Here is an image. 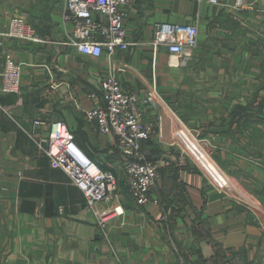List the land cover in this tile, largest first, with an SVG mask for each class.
Returning <instances> with one entry per match:
<instances>
[{
	"label": "crops",
	"instance_id": "obj_1",
	"mask_svg": "<svg viewBox=\"0 0 264 264\" xmlns=\"http://www.w3.org/2000/svg\"><path fill=\"white\" fill-rule=\"evenodd\" d=\"M125 39L135 45L92 58L69 45L64 0H0V32L25 20L40 43L4 40L0 50L22 65L19 94L0 93V264H264V0H133L121 6ZM195 25L198 45L183 68L169 66L150 43L156 24ZM110 69L142 96L155 82L161 108H147L153 133L144 155L159 169L152 201L127 194L109 136L84 113L99 105ZM121 69V70H120ZM62 122L76 145L118 178L99 205L117 210L107 237L85 211L82 192L51 168L31 135L32 122ZM185 128L209 146L229 191L218 193L192 161L172 147Z\"/></svg>",
	"mask_w": 264,
	"mask_h": 264
},
{
	"label": "built area",
	"instance_id": "obj_2",
	"mask_svg": "<svg viewBox=\"0 0 264 264\" xmlns=\"http://www.w3.org/2000/svg\"><path fill=\"white\" fill-rule=\"evenodd\" d=\"M218 5V0H207ZM133 0H64L63 21L72 24L73 31L69 45L77 52L92 58L106 53L109 59L117 51L127 50L135 45L125 39L121 6L130 5ZM242 0H234L240 6ZM4 40H20L40 43L35 30L22 18H12L8 29L0 32V50ZM198 45V29L195 25L178 26L171 23L154 25L150 47L154 54L164 48L169 57V66L183 68L191 61ZM121 70V69H120ZM22 65L10 53L3 55V69L0 72V93L19 94L21 89ZM91 99L101 103L84 113L85 123L95 122L99 134L109 136L114 143L110 155L118 156V167L122 172L127 194L136 207H143L152 201L151 191L160 179L155 163L143 153V143L153 133V124L143 121L147 108H161L162 98L155 82L138 96L122 87L116 71L110 69L101 80L98 91L89 93ZM38 146L49 159L51 168L64 172L72 185L77 187L85 200V211L96 220L99 234L107 237L106 225L109 217L121 212L100 208L118 191V178L111 170H102L74 142L72 133L62 122L34 120L31 135H38ZM181 155L188 158L205 177L208 184L218 193L229 191V186L209 158V146L196 140L185 128L178 129L170 144ZM158 204L157 200L152 201ZM222 264H234L230 258Z\"/></svg>",
	"mask_w": 264,
	"mask_h": 264
},
{
	"label": "trees",
	"instance_id": "obj_3",
	"mask_svg": "<svg viewBox=\"0 0 264 264\" xmlns=\"http://www.w3.org/2000/svg\"><path fill=\"white\" fill-rule=\"evenodd\" d=\"M85 154L88 156V154L85 152Z\"/></svg>",
	"mask_w": 264,
	"mask_h": 264
},
{
	"label": "rangeland",
	"instance_id": "obj_4",
	"mask_svg": "<svg viewBox=\"0 0 264 264\" xmlns=\"http://www.w3.org/2000/svg\"><path fill=\"white\" fill-rule=\"evenodd\" d=\"M161 176V175H160Z\"/></svg>",
	"mask_w": 264,
	"mask_h": 264
}]
</instances>
